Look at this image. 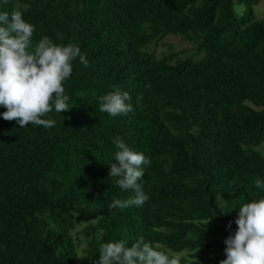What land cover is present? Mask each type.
Returning a JSON list of instances; mask_svg holds the SVG:
<instances>
[{"label":"trees","instance_id":"trees-1","mask_svg":"<svg viewBox=\"0 0 264 264\" xmlns=\"http://www.w3.org/2000/svg\"><path fill=\"white\" fill-rule=\"evenodd\" d=\"M257 2L0 0V12L19 10L34 25L33 43H74L88 61L71 62L63 83L70 110L48 113L53 127L21 128L0 115V264H96L102 243L131 246L139 237L178 264L226 258L239 206L264 197L255 186L264 181V156L254 149L264 152ZM164 34L193 36L201 56L171 63L141 50ZM115 86L131 96L127 115L99 110V96ZM117 136L150 159L138 181L149 199L110 210L112 199L134 196L108 176ZM208 252L218 254L200 258Z\"/></svg>","mask_w":264,"mask_h":264},{"label":"clouds","instance_id":"clouds-1","mask_svg":"<svg viewBox=\"0 0 264 264\" xmlns=\"http://www.w3.org/2000/svg\"><path fill=\"white\" fill-rule=\"evenodd\" d=\"M34 31V25L23 19L21 11L0 12V106L6 109L0 115L21 128L29 124L51 128L55 121L44 118L48 113L70 110L63 83L73 71L71 62L78 57L87 67L88 61L74 43L58 45L47 36L33 43ZM130 99L128 92L115 86L99 96V110L111 117L127 115L132 111L127 103ZM112 143L117 150L108 176L117 178L116 184L132 190L134 196L114 198L108 208L141 206L149 197L138 181L144 175L142 166H150V159L133 151L119 136ZM255 186L264 188V181L257 178ZM102 218L97 216L86 223L95 225ZM234 222L237 230L224 240L226 258L219 264H264V197L239 206ZM226 227L230 229L231 222ZM160 248L145 242L143 237L131 246L123 239L102 243L96 264H178L175 253Z\"/></svg>","mask_w":264,"mask_h":264},{"label":"rangeland","instance_id":"rangeland-1","mask_svg":"<svg viewBox=\"0 0 264 264\" xmlns=\"http://www.w3.org/2000/svg\"><path fill=\"white\" fill-rule=\"evenodd\" d=\"M232 9L236 15H240L243 10V6L233 2ZM252 11L255 19L264 20V0H258V2L252 6ZM141 50L149 53L154 59L168 57V61L171 63L185 58L197 59L201 56V52L197 49V44L193 36L187 39L178 34H164L161 37L152 38ZM254 149L259 151L264 156L262 145L254 147ZM76 229L78 228L75 227V230ZM75 242L76 254L77 257H80L82 243L78 238H76ZM93 252L94 250H92V253ZM191 254H193L192 251ZM217 254V252H208L200 253L199 256L204 259ZM194 260L196 259L194 258ZM199 262L202 264H215L214 260H201Z\"/></svg>","mask_w":264,"mask_h":264}]
</instances>
